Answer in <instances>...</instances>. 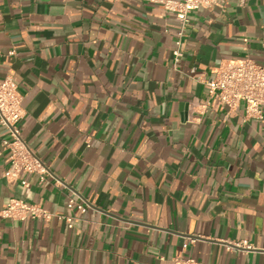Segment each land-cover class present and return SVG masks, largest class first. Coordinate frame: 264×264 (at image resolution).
Masks as SVG:
<instances>
[{
  "label": "crops",
  "instance_id": "obj_1",
  "mask_svg": "<svg viewBox=\"0 0 264 264\" xmlns=\"http://www.w3.org/2000/svg\"><path fill=\"white\" fill-rule=\"evenodd\" d=\"M179 30L154 0H0V83L50 170L0 154V264H264V118L203 107L222 62L264 64V0L194 11L176 63ZM13 197L53 216L6 217Z\"/></svg>",
  "mask_w": 264,
  "mask_h": 264
},
{
  "label": "built area",
  "instance_id": "obj_2",
  "mask_svg": "<svg viewBox=\"0 0 264 264\" xmlns=\"http://www.w3.org/2000/svg\"><path fill=\"white\" fill-rule=\"evenodd\" d=\"M160 2L166 9L176 14L180 22V30L174 48V59L178 63L183 57V39L186 28L190 22L191 14L201 8L215 5L225 6L229 0H154ZM215 75L207 80L209 99L203 106L221 110L237 109L242 103L245 105L246 118H264V64L247 56L241 59H229L222 62L214 70ZM25 115L23 95L19 90L17 81L12 76H7L0 83V122L8 129L9 137L4 139L3 151L8 152L11 167L6 171L7 178H15L22 173H39L41 179L50 174L44 161L31 149L21 132V120ZM29 186L27 179L23 180ZM85 212L88 204L85 200H78V193L71 191L68 202L67 215L59 216L65 219L69 227H74L75 217L71 214L74 208ZM2 214L13 219H29L43 217L50 219L53 215L40 203H33L23 198L13 197L7 206L2 209ZM250 248L247 243H239ZM176 264H203L194 258H176Z\"/></svg>",
  "mask_w": 264,
  "mask_h": 264
}]
</instances>
